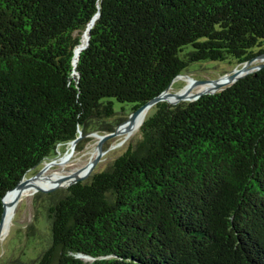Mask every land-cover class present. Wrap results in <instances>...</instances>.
<instances>
[{"label":"trees","instance_id":"1","mask_svg":"<svg viewBox=\"0 0 264 264\" xmlns=\"http://www.w3.org/2000/svg\"><path fill=\"white\" fill-rule=\"evenodd\" d=\"M263 52L264 0H0V219L58 145L114 131L190 64ZM145 115L50 203L35 262L5 264H264V66Z\"/></svg>","mask_w":264,"mask_h":264},{"label":"rangeland","instance_id":"2","mask_svg":"<svg viewBox=\"0 0 264 264\" xmlns=\"http://www.w3.org/2000/svg\"><path fill=\"white\" fill-rule=\"evenodd\" d=\"M264 53V52H263ZM262 53V54H263ZM262 54L250 59V63H229V61H202L199 63L190 64L187 69L179 76H177L169 85L167 92H180L185 86L186 81L180 76H189L192 79H217L222 77L227 72H231L233 69L240 68L243 65L247 67H253L248 70L244 75L256 70L257 65L264 62ZM249 61V60H248ZM233 82L227 83L215 91H219L223 88H227ZM201 85L197 84L190 88L192 93L198 92ZM194 98H186L185 101L193 100ZM124 109L120 114L121 116L129 112L131 104H116L115 109L117 111ZM150 109V108H149ZM125 121V120H124ZM123 121V122H124ZM138 131L130 138L122 142V137L119 135L108 138L102 147V153L99 155V160L96 162L93 170L90 174L99 172L105 169L108 164L119 154H121L127 147L129 141L136 136ZM80 138L74 145V149L70 148V144H60L57 146L55 152L51 155V158L57 156L60 153H64L67 150L72 152V159L69 167L83 166L93 160L97 155V144L100 140L98 135L90 133L83 135L80 133ZM47 160V159H46ZM43 162L38 166L29 169L24 177H32L41 167ZM83 164V165H82ZM66 186H60L53 191L51 195H37L36 193L30 195H22L18 198L17 205L14 210V214L11 220L10 227L5 235L0 238V264H5L7 261H18L31 259L35 262L37 257L44 251L50 243V227L47 218V209L53 199L60 195L62 190Z\"/></svg>","mask_w":264,"mask_h":264},{"label":"bare ground","instance_id":"3","mask_svg":"<svg viewBox=\"0 0 264 264\" xmlns=\"http://www.w3.org/2000/svg\"><path fill=\"white\" fill-rule=\"evenodd\" d=\"M86 29V28H85ZM88 35V29L84 30L81 35L80 42H78L77 46L73 52V60L74 63L77 60L78 54L80 50L84 47L86 43ZM179 78H183L186 81L185 86L182 88L180 93H188L189 95L192 93L191 82L192 78L189 76H180ZM227 76H223L219 79L220 82H226ZM205 88H213L212 83H206L201 85L199 91H202ZM168 99L172 101L173 97L168 96ZM149 107H145L138 112L135 118L132 121H125L119 126L118 135L122 137V142L125 140L128 141L140 128L142 121L145 118V114H147ZM72 159V152L67 150L64 153H60L57 156H54L50 159L44 160L40 169L32 175V177H24L23 181L25 185L22 188H15L9 192H7L3 197V205H4V214L2 217V236L6 234L8 231L11 220L14 214L15 207L17 202L14 203L15 197L20 194L22 195H30L34 194L37 191V188H46L53 186L54 184L59 183L60 186H66L76 175H81L87 168V164L80 167H69L70 161Z\"/></svg>","mask_w":264,"mask_h":264},{"label":"water","instance_id":"4","mask_svg":"<svg viewBox=\"0 0 264 264\" xmlns=\"http://www.w3.org/2000/svg\"><path fill=\"white\" fill-rule=\"evenodd\" d=\"M87 39H88V35H87ZM87 39H86V43H87ZM85 43V45H86ZM84 45V46H85ZM84 48V47H83ZM264 57V53L261 55ZM252 60H249V61H246L244 64L246 63H250ZM264 66V62H261L257 65V67H262ZM253 67H247L245 65H243L242 67L240 68H236V69H233L231 72H227L226 74H224L223 76H227V80L226 82H220L219 79L221 78H217V79H192V82H191V85L194 86V85H197V84H206V83H212L213 84V88H205L203 89L202 91H199L196 92V93H191L190 95L188 93H180V92H167V89L169 87V85L171 84V82L175 79H173L169 84L168 86L162 91L160 92L158 95H156L155 97H153L152 99H150L149 101L143 103L142 105L138 106L136 109H134L131 113H129L127 119L125 121H132L135 116L138 114V112L140 110H142L143 108L145 107H151L152 105H154L155 103L159 102V101H167L168 103H172V104H175L179 101H182V100H185L186 98H197L199 97L200 95L202 94H207V93H214L215 90L219 89L220 87L224 86L225 84L227 85V83H230V82H234L236 81L238 78L244 76V74L252 69ZM181 74H178L177 76H179ZM222 76V77H223ZM168 96H172L173 99L172 101L168 99ZM124 121V122H125ZM123 123V122H122ZM121 123V124H122ZM119 124L115 129L114 131L112 132H109V133H106V134H98V133H95L98 135L99 137V141H98V144H97V151H98V155L93 159L91 160L88 165H87V168L86 170L81 174V175H76L73 180H71L68 184H72V183H75V182H78L80 180H83L85 179L88 175H90L91 171L93 170L96 162L99 160V155L100 153H102V147H103V143L110 137L112 136H116L118 135L119 133V126L121 125ZM80 134L75 138L73 139L71 142H70V148H73L74 149V145L75 143L77 142V140L80 138ZM60 180V179H59ZM59 180H58V183H59ZM54 184L53 186H50V187H46V188H40L38 187L37 190L40 191V192H51L53 191L54 189L60 187V184ZM25 185V182L23 181V177L20 179V181L15 185V187H13L12 189H10L9 191L15 189V188H22L23 186ZM8 191V192H9ZM20 197V194H18L15 199H14V203H16V201L18 200V198ZM4 204V203H3ZM3 214H4V205H3V211H2V214H1V217H3ZM2 218L0 219V238H1V234H2V231H1V228H2Z\"/></svg>","mask_w":264,"mask_h":264}]
</instances>
